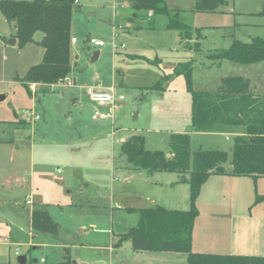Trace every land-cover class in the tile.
Masks as SVG:
<instances>
[{
	"label": "rangeland",
	"instance_id": "1",
	"mask_svg": "<svg viewBox=\"0 0 264 264\" xmlns=\"http://www.w3.org/2000/svg\"><path fill=\"white\" fill-rule=\"evenodd\" d=\"M164 1L169 9L182 11V21L193 32L200 31L201 37L196 39L193 36L191 43L192 46L198 43L197 52L187 49L184 41L178 40V33L166 28V16H157L153 29L142 27L136 30L130 21L133 12L131 0H78L79 7H75L71 27L76 44H71V50L72 60L76 59L72 66L75 87L84 85L85 93V88L97 86L95 82H98L101 89L114 86L115 95L123 97L113 112V131L126 130L118 133L117 137L139 132L147 139V149L165 153L169 150L171 131L175 127H184L186 119L189 120L186 108H190V95L184 78L172 75L178 62L194 59L192 82L197 91L213 92L221 78L241 76L248 78L257 92H264V63L239 65L225 61L217 66L206 57L215 50L228 48L233 40L247 43L254 37L264 39V16L258 15L264 7V0H227V4L215 13L194 12V0ZM115 4L123 15L116 19V32L111 24ZM124 16L127 17L124 19ZM146 16L151 17V12ZM11 35L12 30L0 14V96L3 97L0 100V239L11 243L0 244V264H19L18 256H26V264H33V260L39 261L40 257H44L47 264H54L60 252L56 244L68 246L72 264H187L184 254L135 253L128 241L115 246L118 233L131 230L138 215L114 209L111 219L109 202L102 199L98 204L92 198L86 199V194L78 193L75 185L65 182L69 170L55 156L53 146L55 142L63 141L59 136L61 132L73 131L74 114L82 103L75 106L71 103L69 92L74 85L62 91L61 101L56 95L29 94L17 79L41 61L43 49L34 44L23 48L11 46L8 43ZM41 38L40 32L33 37L36 42ZM90 40L99 41L103 46L93 47ZM115 45L120 46L115 48ZM95 52L99 53L97 60H93ZM164 77L167 78L161 82V90H152L151 87ZM36 113L42 115L40 121L31 122L24 118ZM92 114L87 108L83 109V120L89 124ZM138 114L140 116L136 120ZM239 130L243 128L229 127L223 135L195 132V135L191 134L190 148L192 151L201 148L227 152L228 161L224 167L229 170L231 147L236 136L229 131ZM31 143L36 150L32 149ZM46 146L51 150L47 154L41 150ZM118 150L116 141L117 159ZM40 155L45 166L39 164L32 168L31 158L39 161ZM57 168L63 171L62 175L56 174ZM32 180L39 202L28 206L24 200L28 195V182ZM111 192L106 187L102 197H110ZM33 207L47 210L61 226L62 233L30 232L29 213ZM92 220L97 223L93 224ZM215 221L203 210L198 230L204 232V237L211 234ZM95 228L97 232H93ZM104 230L113 232L110 237L112 244ZM67 233L72 238L68 239Z\"/></svg>",
	"mask_w": 264,
	"mask_h": 264
},
{
	"label": "trees",
	"instance_id": "2",
	"mask_svg": "<svg viewBox=\"0 0 264 264\" xmlns=\"http://www.w3.org/2000/svg\"><path fill=\"white\" fill-rule=\"evenodd\" d=\"M130 21L135 29H153L157 16H166V28L176 31L185 47L198 51V43L192 46L193 36L198 39L200 31H192L181 18V10L169 9L164 0H131ZM227 4V0H194V12L215 13ZM76 0H0V14L13 32L20 48L35 44L43 49L41 61L31 66L18 82L31 94L30 85L40 86L45 94L48 87L64 83L72 71L71 27ZM151 12V17L146 14ZM264 16V7L259 12ZM143 25V26H142ZM40 32V41L34 35ZM212 65L221 66L227 61L239 65L264 63V39L254 37L245 43L233 40L226 49L209 53ZM194 59L178 62L172 75L183 76L186 91L190 95V125L184 133L169 135L168 158L164 152L149 151L142 135H133L120 145V156L137 171L148 174L164 171L184 176L189 188V208L185 211L168 210L160 206L143 209H126L136 213L135 227L119 236L117 246L130 243L135 252L156 251L184 254L187 264H264L263 256L218 255L192 251V231L198 215L196 200L200 189L211 175L230 174L236 177H264V92L252 86L248 78L227 76L219 80L213 92L197 91L192 82ZM159 79L151 89L161 90ZM242 127V134L233 138L229 159L220 150L190 148L191 132L208 133L218 128ZM186 176V178H185ZM264 199L257 195L255 203ZM30 226L36 233L59 234V226L45 210L34 209ZM32 264V263H30ZM57 264H72L69 256Z\"/></svg>",
	"mask_w": 264,
	"mask_h": 264
},
{
	"label": "crops",
	"instance_id": "3",
	"mask_svg": "<svg viewBox=\"0 0 264 264\" xmlns=\"http://www.w3.org/2000/svg\"><path fill=\"white\" fill-rule=\"evenodd\" d=\"M76 7H79L78 0H76ZM116 8L117 5L115 4L111 13V24L115 32L117 29V17H123L120 9L117 10ZM125 17L127 16H124V19ZM114 36H116V34ZM10 38L14 39L13 35H11ZM178 40L180 41L179 35ZM74 44H76V42ZM14 46H16V42ZM118 46L120 45H117V47ZM117 47L115 45V48ZM97 57L99 58V53ZM98 58H96V60ZM75 64L76 59L72 60V66ZM113 73L114 74L112 75L114 76L116 71ZM67 80L70 84L62 83L52 85L48 87L45 94H41L39 92L40 86H29L31 93L33 92L34 95H56V98L61 101L63 100L62 91L68 88L67 86L71 87V85H74V87L71 88L72 92H69L71 103L74 106L82 103V106L79 105V110L74 114L73 131L66 130V132H61L59 136L63 138V141L55 142L53 146L55 156H58L63 162V166L69 170L65 182H68L70 186L75 185L78 188V193L82 194V196L86 194V199L92 198L93 200L98 201V204H100L102 199L105 203L109 202L111 207L109 215L111 219L114 217V209L120 211L122 210L126 213H128L126 209H143L156 206H160L168 210H188L189 188L187 183L184 181V176L178 173L164 171L148 174L145 171L134 170L126 162V160L120 156V145L129 137L142 134L139 132H133L130 135L124 134L121 137H117L118 133L125 131L126 129L120 128L114 132L113 118L106 121H93L90 117L91 122H89V124L86 123L82 116L83 109L87 108L93 113L95 109H98V107L89 102L86 94L84 93V85L75 87V76L72 74V71L67 77ZM113 82H115L114 79ZM95 84L100 86L98 82H95ZM79 90H81V92H79ZM125 107H123V109H125ZM190 111L191 100L190 108L188 110L186 108V115L188 114L189 116V120L186 119L184 122L186 127H175L171 133H184L187 131L185 128H189L190 125ZM34 115L39 116L40 119L31 122L40 121L42 119V115L40 113H36ZM139 116L140 115L138 114L135 119L138 120ZM69 119H71V116ZM135 130L139 131V129ZM227 131L228 128H218L210 134L223 135L226 134ZM146 132H148V130ZM194 133L195 132H191L190 135H195ZM229 134L239 135L242 134V130H239L238 132L234 131L233 133L232 131H229ZM143 137L146 147L147 139L145 136ZM116 141H118L119 145L118 159L115 151ZM31 146L33 150L34 148L36 150L33 143H31ZM41 150H43L45 154L51 151L47 148V146ZM147 150L152 151L150 149ZM165 154L170 155L169 150H167ZM39 157V161H34V157L33 159L31 158L32 168L39 164H43L42 166H45V163H43L41 159L42 156L40 155ZM120 158L123 160H120ZM9 161L10 163L13 161V156L9 159ZM55 171L58 175L63 174V171L60 168H57ZM226 171H228V169H226ZM28 183V195L25 196L24 203L25 205L33 206L35 202H39V199H37V196L34 193V180ZM259 186L260 190L258 189ZM106 187H109L110 190H112L110 197H102V193ZM67 193H70V191ZM257 195L264 196V177L253 179L249 176L236 177L230 174L211 175L202 185L196 200L198 215L195 219L192 231V251L195 253L218 255L264 257V200L255 203ZM27 201L30 203L27 204ZM42 204L45 205L46 203ZM34 209V207L31 208L29 213L30 232L33 231L30 226V216ZM203 210H206L211 218L216 220L215 225L212 227L211 234H208L205 237L204 232L198 230V223ZM92 219H94V217H92ZM98 220H100V218ZM92 223L96 224L97 222L92 220ZM58 226L60 234L62 233V229L59 224ZM82 230L85 232L86 229L83 227ZM97 231L98 230L96 228L93 229V232ZM103 232L109 234V239L112 244V239L110 237L113 232L111 230H108L107 232L104 230ZM127 232L118 233V239L120 235ZM70 238H72V236L68 234V239ZM0 240L2 241L0 244H11L10 241H6L5 239ZM56 245L60 252H58V255L56 256L57 259L54 264L62 261L64 257L69 256L67 251L68 246L66 244ZM92 248L100 249L95 246H92ZM108 248L109 247H107V249ZM41 259H44L45 261L43 264H47V260L44 257H40L39 261L34 259L33 264H37L38 262L40 263ZM26 263L27 259L25 264Z\"/></svg>",
	"mask_w": 264,
	"mask_h": 264
},
{
	"label": "built area",
	"instance_id": "4",
	"mask_svg": "<svg viewBox=\"0 0 264 264\" xmlns=\"http://www.w3.org/2000/svg\"><path fill=\"white\" fill-rule=\"evenodd\" d=\"M76 40L71 38V44H74ZM89 43L93 45V47H102L103 44L96 40H90ZM64 83L70 84V82L65 79ZM85 94L89 100V102L98 107L93 112L91 119L93 121H106L111 120L113 118V112L120 106V103L123 101L122 96H116L113 88L101 89L98 85L85 88ZM100 108V109H99ZM103 108V109H101ZM27 120H39V116L31 114L30 116H24ZM27 204L30 202L27 201ZM2 241L0 240V243ZM18 254V253H16ZM44 259L40 260V263L43 264Z\"/></svg>",
	"mask_w": 264,
	"mask_h": 264
},
{
	"label": "water",
	"instance_id": "5",
	"mask_svg": "<svg viewBox=\"0 0 264 264\" xmlns=\"http://www.w3.org/2000/svg\"><path fill=\"white\" fill-rule=\"evenodd\" d=\"M15 42H16L15 39H11V40H9L8 43H9L11 46H14ZM97 56H98V52H95V53L93 54V60H96ZM2 99H3V97L0 96V100H2ZM167 157L169 158L170 155H167ZM17 261H18L19 264H25V262H26V257H25V256H18Z\"/></svg>",
	"mask_w": 264,
	"mask_h": 264
}]
</instances>
